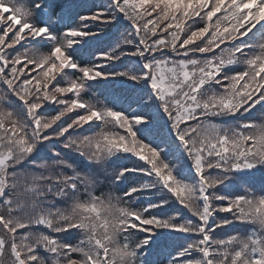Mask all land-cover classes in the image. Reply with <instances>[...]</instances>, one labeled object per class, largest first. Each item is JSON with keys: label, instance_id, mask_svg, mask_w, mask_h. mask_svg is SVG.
Returning <instances> with one entry per match:
<instances>
[{"label": "snow or ice", "instance_id": "1", "mask_svg": "<svg viewBox=\"0 0 264 264\" xmlns=\"http://www.w3.org/2000/svg\"><path fill=\"white\" fill-rule=\"evenodd\" d=\"M256 112L264 0H0V264H264Z\"/></svg>", "mask_w": 264, "mask_h": 264}, {"label": "trees", "instance_id": "2", "mask_svg": "<svg viewBox=\"0 0 264 264\" xmlns=\"http://www.w3.org/2000/svg\"><path fill=\"white\" fill-rule=\"evenodd\" d=\"M59 2L62 4L64 11L69 15V16H75L76 13H79L80 15H84L86 14L90 9L93 8L94 5H100L106 2V0H59ZM93 47H95L93 45ZM93 92L99 93V92H104L105 94H112V95H119L120 94V86L118 84H100L97 85L96 88L93 89ZM246 120L248 121H253V122H264V115H262L260 112H256L250 116H246ZM218 123L220 124H224V125H229L234 123L233 121L229 120V119H219L216 120ZM44 152H47V149L44 150ZM42 157H44V153L41 154ZM46 158V157H44ZM39 159V158H38ZM25 168H28V165H25ZM131 179V178H130ZM251 184H242L240 185L241 188H246V187H250L251 185H254L255 188L253 190L258 189L262 183H264V177H261L260 173H256L255 176L250 178ZM113 191L114 193H119V189L118 188H108L107 189L104 188V186H102L100 188V191ZM59 207H64V205L62 204H58ZM136 207H138L139 205H134ZM239 225V224H237ZM240 225H242L244 228L241 230H239L237 227L235 226H228L226 228V233L228 235L231 234H236V233H240V234H244L246 232L249 231V228L251 227L250 225H246V224H242L240 223ZM134 239H139V236L134 237ZM72 242L75 243L76 240V236H73L71 238ZM164 249V245L163 243L161 245L154 246L153 250H152V254L149 256V260L150 261H156L158 259L161 258L162 252Z\"/></svg>", "mask_w": 264, "mask_h": 264}, {"label": "rangeland", "instance_id": "3", "mask_svg": "<svg viewBox=\"0 0 264 264\" xmlns=\"http://www.w3.org/2000/svg\"><path fill=\"white\" fill-rule=\"evenodd\" d=\"M94 46H95V45H94ZM216 122H217V121H216ZM217 123H218V122H217ZM108 167H109V170H111L114 166L110 164ZM103 186H104L105 189H107V186H108V188H109V185H108V184H104ZM114 194H119V193H114ZM237 224H239V225H237ZM232 226L237 227L239 230H240V229L242 230V229L244 228L242 225H240L239 222L233 224ZM71 238H72V237H70V239H71ZM139 238H141V237L139 236ZM77 239H78V237H76V240H77ZM76 240H75V242H76ZM161 244H162V243H161ZM161 244H160V245H161Z\"/></svg>", "mask_w": 264, "mask_h": 264}]
</instances>
